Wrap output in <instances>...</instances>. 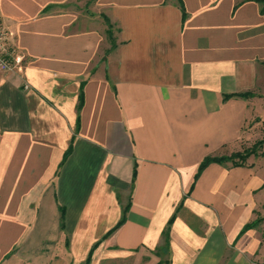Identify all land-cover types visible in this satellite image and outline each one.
Masks as SVG:
<instances>
[{
    "label": "crops",
    "instance_id": "0c3cea01",
    "mask_svg": "<svg viewBox=\"0 0 264 264\" xmlns=\"http://www.w3.org/2000/svg\"><path fill=\"white\" fill-rule=\"evenodd\" d=\"M183 2L0 0V264H264V164L196 178L243 150L261 4Z\"/></svg>",
    "mask_w": 264,
    "mask_h": 264
},
{
    "label": "rangeland",
    "instance_id": "374dc122",
    "mask_svg": "<svg viewBox=\"0 0 264 264\" xmlns=\"http://www.w3.org/2000/svg\"><path fill=\"white\" fill-rule=\"evenodd\" d=\"M79 7L84 11V13L89 14L92 7V0H79ZM104 21V25L109 27L113 35L117 32V26L114 23ZM109 39V36H108ZM110 40V39H109ZM256 93L254 105H252L253 113L248 118L245 126V135L243 137V152L244 150H255V155H251L248 159V163L264 164V87L258 90Z\"/></svg>",
    "mask_w": 264,
    "mask_h": 264
},
{
    "label": "trees",
    "instance_id": "16d2710c",
    "mask_svg": "<svg viewBox=\"0 0 264 264\" xmlns=\"http://www.w3.org/2000/svg\"><path fill=\"white\" fill-rule=\"evenodd\" d=\"M179 1V5L181 7L182 13H183V19H185L187 17V12H186V8L184 5L183 0H178ZM258 1L261 4V12L264 14V0H255ZM105 21L107 22V24L109 25L111 22L108 19V17L105 16ZM107 35L109 36V39L111 41L112 46L115 45L116 40L115 37L113 35L112 30L108 27L107 29ZM256 96L255 93L251 92V91H246V92H239V93H232V94H227L225 95V98H230V97H242L245 99H249L251 97ZM83 91L81 92V96H80V104L79 107L81 108L84 102V98H83ZM72 152V145L70 146V148L67 150V152L65 153V158H67V156H69V154ZM256 151L255 150H244L243 152H236L233 153L231 155H222V156H207L203 159V161L200 163L198 172L196 174V178L200 175V173L202 172V170L208 166L210 163L212 162H218V163H228L231 162V164L233 166H239V165H243L246 160L253 154H255ZM129 208V204L126 206L125 210H124V216L122 218V220L119 222L118 226H120L126 219V212ZM64 217V211L62 210V218ZM261 219L256 220L254 223H250L247 224L244 228L248 229L252 226H254L256 223H258ZM90 258H91V254L88 257L87 261L84 264H89L90 262Z\"/></svg>",
    "mask_w": 264,
    "mask_h": 264
},
{
    "label": "built area",
    "instance_id": "2783aa9c",
    "mask_svg": "<svg viewBox=\"0 0 264 264\" xmlns=\"http://www.w3.org/2000/svg\"><path fill=\"white\" fill-rule=\"evenodd\" d=\"M23 57L15 48L10 31L0 17V72H13L22 63Z\"/></svg>",
    "mask_w": 264,
    "mask_h": 264
}]
</instances>
